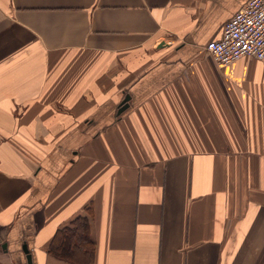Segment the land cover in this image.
<instances>
[{
	"label": "crops",
	"instance_id": "1",
	"mask_svg": "<svg viewBox=\"0 0 264 264\" xmlns=\"http://www.w3.org/2000/svg\"><path fill=\"white\" fill-rule=\"evenodd\" d=\"M249 2L0 0V264L78 216L90 264H264V59L206 51Z\"/></svg>",
	"mask_w": 264,
	"mask_h": 264
},
{
	"label": "built area",
	"instance_id": "2",
	"mask_svg": "<svg viewBox=\"0 0 264 264\" xmlns=\"http://www.w3.org/2000/svg\"><path fill=\"white\" fill-rule=\"evenodd\" d=\"M206 51L222 66L245 57L264 59V0H250L236 12Z\"/></svg>",
	"mask_w": 264,
	"mask_h": 264
},
{
	"label": "trees",
	"instance_id": "3",
	"mask_svg": "<svg viewBox=\"0 0 264 264\" xmlns=\"http://www.w3.org/2000/svg\"><path fill=\"white\" fill-rule=\"evenodd\" d=\"M49 252L76 264H90L93 260L94 245L90 238L88 218L78 216L69 225L57 230Z\"/></svg>",
	"mask_w": 264,
	"mask_h": 264
},
{
	"label": "water",
	"instance_id": "4",
	"mask_svg": "<svg viewBox=\"0 0 264 264\" xmlns=\"http://www.w3.org/2000/svg\"><path fill=\"white\" fill-rule=\"evenodd\" d=\"M128 100H129V96H126V98L122 102V105L120 107V111L124 110L128 106Z\"/></svg>",
	"mask_w": 264,
	"mask_h": 264
}]
</instances>
